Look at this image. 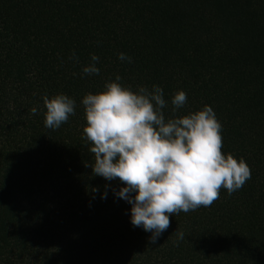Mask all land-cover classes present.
I'll list each match as a JSON object with an SVG mask.
<instances>
[{"label":"trees","instance_id":"1","mask_svg":"<svg viewBox=\"0 0 264 264\" xmlns=\"http://www.w3.org/2000/svg\"><path fill=\"white\" fill-rule=\"evenodd\" d=\"M117 75L163 88L166 116L180 90L177 116L211 106L221 151L251 169L155 244L83 139L81 100ZM61 93L75 115L49 129L43 97ZM0 264H264V0H0Z\"/></svg>","mask_w":264,"mask_h":264},{"label":"clouds","instance_id":"2","mask_svg":"<svg viewBox=\"0 0 264 264\" xmlns=\"http://www.w3.org/2000/svg\"><path fill=\"white\" fill-rule=\"evenodd\" d=\"M118 58L131 62L125 53ZM69 59L78 61L75 53ZM90 60L82 73L98 75L99 57L92 54ZM120 80L117 75L101 92L81 100L87 121L83 139L94 154L93 174L123 183L114 195L131 205V224L150 232L155 244L170 226V215L210 207L221 187L229 195L241 189L251 179V169L243 158L221 151L222 124L211 106L177 116L188 99L180 90L172 96L171 115L166 116L163 88L133 91ZM43 103L49 129H58L75 115L76 100L66 94L46 95ZM31 111L37 113L35 107ZM175 233L184 238L179 229Z\"/></svg>","mask_w":264,"mask_h":264}]
</instances>
